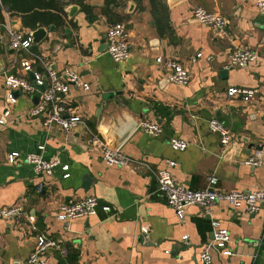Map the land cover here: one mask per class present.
<instances>
[{
    "label": "crops",
    "instance_id": "obj_1",
    "mask_svg": "<svg viewBox=\"0 0 264 264\" xmlns=\"http://www.w3.org/2000/svg\"><path fill=\"white\" fill-rule=\"evenodd\" d=\"M71 3L79 5L75 14L70 19L64 16L60 25L53 24L55 30L30 49L57 70L76 67L89 84L88 89L70 87L63 95L65 115L79 114L81 123L64 130L29 116L33 98L19 92L16 101L9 102L4 73H0V119L9 110L0 124V208L14 203L23 207L18 216L0 217V264L22 263L38 234L57 240L66 249L65 255L50 250L46 264H264V202L255 213L244 206L233 209L225 202L207 211L189 205L179 218L158 190L155 176L157 168L172 160L174 179L191 189L212 186L235 191L264 186V22L258 20L263 13L255 1ZM197 5L227 19L224 36L192 18ZM1 15L0 56L5 70L29 79L32 71L20 65L28 52L11 49L7 33L8 26L25 29L21 18L6 11ZM114 22L125 26L130 52L120 62L106 52V29ZM238 49L253 50L258 59L245 68L230 66V55ZM84 57L88 64H82ZM158 57L186 66L189 83L170 82ZM229 87L252 90L250 102H244L242 94L228 96ZM213 117L231 132L225 147L219 134L207 126ZM141 120L159 123L161 134L151 136L136 125L120 144L134 163L105 165L99 149L90 142L91 135L116 140L131 123ZM172 138L188 146L176 150ZM245 138L262 146L261 164L246 163L257 150L249 152ZM11 151L57 158L58 163L51 175H38L27 162L8 163ZM63 165L68 169L63 170ZM39 184L43 187L38 190ZM85 195L99 199L95 215L70 221L55 217L59 203ZM104 205L110 206L109 212L102 209ZM27 215L34 217L33 222ZM213 221L228 231L232 253L224 255L210 248V259L205 261L201 253L213 237ZM142 226L146 232L140 231Z\"/></svg>",
    "mask_w": 264,
    "mask_h": 264
},
{
    "label": "built area",
    "instance_id": "obj_2",
    "mask_svg": "<svg viewBox=\"0 0 264 264\" xmlns=\"http://www.w3.org/2000/svg\"><path fill=\"white\" fill-rule=\"evenodd\" d=\"M254 1L257 9L264 14V0ZM191 16L194 20L218 32L219 35L224 36L226 34L227 19L222 14L208 10L202 5H197L193 7ZM7 33L9 47L11 49L25 50L28 52V56L20 61L22 69L26 72L32 71L34 80L39 85L43 83L42 75L45 74L47 77V88L43 92H39L30 79L12 73L4 75L3 82L7 89L6 97L9 102L14 103L16 101V97L13 94L14 91H20L30 99L37 95V102L28 110L29 116L41 117L44 125H56L64 130H69L81 123L82 118L79 114L65 115L66 108L65 102L63 101V95L69 91L70 87L89 88V84L80 78L77 68L68 65L57 70L49 65L44 56L31 52L30 48L33 41L28 30L8 26ZM126 35L125 26L121 22H114L106 29V52L115 62L124 61L129 57L130 52ZM257 59L258 55L255 51L250 49H238L230 55L229 65L245 68ZM88 62L89 60L87 58L84 57L82 59L83 65L88 64ZM157 62L164 66L166 78L170 82L181 86H185L189 83L190 71L180 61L158 57ZM35 65H40L43 71H36ZM237 94H242V100L248 103L253 95V91L237 87H229L227 89L228 96ZM8 113V109L3 111L0 124L5 123L4 117ZM207 126L211 132L219 134L222 146L225 147L229 143L231 140V132L224 122L213 117L207 121ZM137 128L155 137L159 136L162 132V127L159 123L149 120H141L137 124ZM90 142L99 149L100 157L107 166L125 167L132 165L135 161L132 156L123 152L120 147H110L105 140L97 135L92 134ZM170 142L176 150H184L188 146L186 141L178 138H172ZM38 148L43 149L44 145H39ZM259 151L260 150H257L255 155L250 156L246 160V163L250 165L261 164L263 158ZM6 160L8 163H15L17 161L27 162L32 165L36 174L45 176L51 175L55 165L58 163L57 158L48 160L37 153H26L21 155L19 151L9 152ZM175 164V161H167L164 166L155 170V176L158 190L162 193L167 204L175 211L179 218L183 217L184 210L189 205H197L203 211H207L213 204L225 202L233 209L244 206L247 212L255 213L259 210L260 204L264 202V186L249 190L235 191L215 190L212 186L202 189H191L187 185L179 183L174 179L171 168ZM62 169H68V165H63ZM64 176H68V173H65ZM210 182L213 183L212 180ZM42 187L43 185L39 184L37 189L39 190ZM98 205L99 199L95 195H85L71 202L59 203L55 211V217L61 221H70L77 217L95 215ZM102 209L105 212H109L110 206L104 205ZM22 212V205L14 203L9 206L1 207L0 217H15ZM27 218L30 222L34 220L32 215H27ZM212 225L213 237L206 243L201 253V258L205 261L210 259L208 254V249L210 248L224 255H231L232 253L231 249L228 247L230 241L228 231L220 226L217 221H213ZM140 231L146 232V228L142 226ZM183 238H186V236ZM50 250H58L62 255L66 253L65 247L57 240L47 237L45 234H38L36 235L34 248L20 264H46ZM116 264L134 263L118 262Z\"/></svg>",
    "mask_w": 264,
    "mask_h": 264
},
{
    "label": "trees",
    "instance_id": "obj_3",
    "mask_svg": "<svg viewBox=\"0 0 264 264\" xmlns=\"http://www.w3.org/2000/svg\"><path fill=\"white\" fill-rule=\"evenodd\" d=\"M67 0H0V20L2 11L10 16L21 18L25 30H33L38 24L50 26L60 25L64 21L63 6ZM82 4L83 0H68ZM154 1V0H153Z\"/></svg>",
    "mask_w": 264,
    "mask_h": 264
},
{
    "label": "water",
    "instance_id": "obj_4",
    "mask_svg": "<svg viewBox=\"0 0 264 264\" xmlns=\"http://www.w3.org/2000/svg\"><path fill=\"white\" fill-rule=\"evenodd\" d=\"M78 8H79L78 4H73L67 0L65 2V5L63 6V11L65 13L66 18L70 19L75 14V12L77 11ZM258 20L260 22H264V14L261 15L258 18ZM55 28L56 27L53 24H51L48 27L38 24V26L35 29L29 30V34L32 36L33 43H40L47 36V33L49 31H54ZM105 44L107 45L106 40H105ZM36 71L42 72L43 68L40 65H38L36 67ZM0 73H4V75L11 74V72L9 70H5V64H4V61H3L1 56H0ZM29 79L31 80L32 84L36 87V89L39 92H43L47 88V77L45 74L42 75L43 83L40 85L35 82L33 72L30 73ZM19 92L20 91H14L13 94L15 95V94H18ZM112 94H114V93H112ZM105 97H107V96L105 95L104 98ZM37 98H38L37 96L33 97L34 103L37 102ZM136 125H137L136 123H131V125L125 131H123L121 133V135L119 136L118 139L115 140V139L110 137V140L105 139V141L112 148L120 147V144L131 133V131L133 129H135ZM243 141L248 143L247 148L249 149V152L251 151V149H255V150H261L262 149V146L260 144H254V143L248 142V139H246V138L243 139ZM85 184H87V183H85ZM85 184L83 185L84 189H86V187L88 186Z\"/></svg>",
    "mask_w": 264,
    "mask_h": 264
}]
</instances>
